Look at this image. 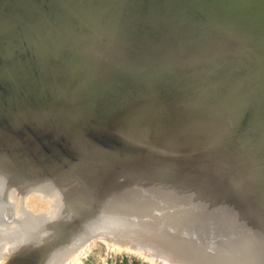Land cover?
Here are the masks:
<instances>
[{
	"label": "bare ground",
	"instance_id": "obj_1",
	"mask_svg": "<svg viewBox=\"0 0 264 264\" xmlns=\"http://www.w3.org/2000/svg\"><path fill=\"white\" fill-rule=\"evenodd\" d=\"M96 232L264 264V0H0V264Z\"/></svg>",
	"mask_w": 264,
	"mask_h": 264
},
{
	"label": "rangeland",
	"instance_id": "obj_2",
	"mask_svg": "<svg viewBox=\"0 0 264 264\" xmlns=\"http://www.w3.org/2000/svg\"><path fill=\"white\" fill-rule=\"evenodd\" d=\"M96 233L90 234L86 237L88 240L85 239L82 243L76 245L78 246V248H74V254L77 256H74V264H163L162 262L157 263L159 261H157L154 257L152 258L154 261L151 258H146L147 256L145 255V253V256L142 255L143 252L136 253V248L132 247L135 250L134 251L133 249L128 247L129 244L123 245L124 247H120L122 245H118V243L114 242L111 243V240L109 238L106 239L105 234H102L103 237H101V233ZM92 237L95 240H93ZM100 237L103 239V241L105 239V243H107L108 241L109 243L105 244L102 240L99 241ZM81 244L82 246L80 248ZM59 264H63V262H60Z\"/></svg>",
	"mask_w": 264,
	"mask_h": 264
},
{
	"label": "water",
	"instance_id": "obj_3",
	"mask_svg": "<svg viewBox=\"0 0 264 264\" xmlns=\"http://www.w3.org/2000/svg\"><path fill=\"white\" fill-rule=\"evenodd\" d=\"M225 218V217H224ZM224 218H223V220H224ZM243 220H244V224L245 225H249V220L248 219H246V218H243ZM211 231V230H210ZM212 232V231H211ZM215 232H217V231H215ZM229 236L231 237V234L233 233V231H231V230H229ZM217 238H219V235H215ZM263 251V253H262V256H264V248L262 249Z\"/></svg>",
	"mask_w": 264,
	"mask_h": 264
}]
</instances>
